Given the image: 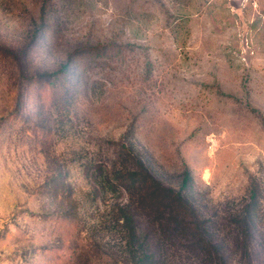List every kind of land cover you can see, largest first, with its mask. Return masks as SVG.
<instances>
[{"label":"rangeland","instance_id":"rangeland-1","mask_svg":"<svg viewBox=\"0 0 264 264\" xmlns=\"http://www.w3.org/2000/svg\"><path fill=\"white\" fill-rule=\"evenodd\" d=\"M122 146L215 247L159 264H264V0H0V264L121 259Z\"/></svg>","mask_w":264,"mask_h":264},{"label":"trees","instance_id":"trees-1","mask_svg":"<svg viewBox=\"0 0 264 264\" xmlns=\"http://www.w3.org/2000/svg\"><path fill=\"white\" fill-rule=\"evenodd\" d=\"M66 70L67 67L63 66L62 71L53 75ZM132 152L122 146L113 171L107 176L100 172L94 178L104 195L113 192L127 196L125 202L113 204L109 222L103 221L113 224L123 235L121 259L112 257V263L159 264L161 256L154 245L175 243L185 244L192 252L209 258L211 249L215 247L206 239V223L186 193L189 189V171L183 173L181 185L176 190L156 179L142 161L134 167L129 166L126 161L136 157ZM143 216L147 217L153 231L148 228L146 232L143 230L144 224L140 226L139 219Z\"/></svg>","mask_w":264,"mask_h":264},{"label":"bare ground","instance_id":"bare-ground-1","mask_svg":"<svg viewBox=\"0 0 264 264\" xmlns=\"http://www.w3.org/2000/svg\"><path fill=\"white\" fill-rule=\"evenodd\" d=\"M207 176V175H206Z\"/></svg>","mask_w":264,"mask_h":264}]
</instances>
